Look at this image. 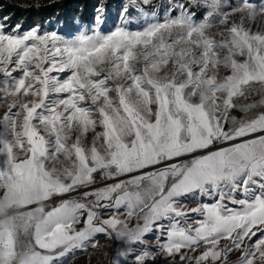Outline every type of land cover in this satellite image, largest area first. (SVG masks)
Wrapping results in <instances>:
<instances>
[{
	"label": "snow or ice",
	"instance_id": "obj_1",
	"mask_svg": "<svg viewBox=\"0 0 264 264\" xmlns=\"http://www.w3.org/2000/svg\"><path fill=\"white\" fill-rule=\"evenodd\" d=\"M105 13L0 14V264H264V0Z\"/></svg>",
	"mask_w": 264,
	"mask_h": 264
},
{
	"label": "trees",
	"instance_id": "obj_2",
	"mask_svg": "<svg viewBox=\"0 0 264 264\" xmlns=\"http://www.w3.org/2000/svg\"><path fill=\"white\" fill-rule=\"evenodd\" d=\"M109 0H0V14H12L14 21L22 25L43 24L45 27L53 23L66 22L73 15H81L89 10V6L102 5L109 8L113 3ZM22 4L25 7L14 5ZM85 12V13H84ZM84 13V14H83Z\"/></svg>",
	"mask_w": 264,
	"mask_h": 264
},
{
	"label": "rangeland",
	"instance_id": "obj_3",
	"mask_svg": "<svg viewBox=\"0 0 264 264\" xmlns=\"http://www.w3.org/2000/svg\"><path fill=\"white\" fill-rule=\"evenodd\" d=\"M108 2L113 4L109 8L104 7L106 9L104 19L106 20L107 25L111 27L113 24L119 22L118 13L120 11V5L123 2V0H109ZM95 15H96V7L94 4H92L89 6V10L84 14L83 17H81V15H73L67 22L63 20L61 23H53L52 25H48L46 27L51 29V28H58L61 26H65L68 22H71L74 18L80 24L87 26L93 20ZM107 246L105 249H101L100 251L94 249L92 254L90 255L88 254V251L81 253L80 264H108V258L103 255L104 251H108L109 253L111 251V249L107 248ZM111 247H113V244H111ZM233 259H235V257H233Z\"/></svg>",
	"mask_w": 264,
	"mask_h": 264
},
{
	"label": "crops",
	"instance_id": "obj_4",
	"mask_svg": "<svg viewBox=\"0 0 264 264\" xmlns=\"http://www.w3.org/2000/svg\"><path fill=\"white\" fill-rule=\"evenodd\" d=\"M98 239H99V242H100L101 245H105V246L108 245L109 247L107 246V248H109V249L112 248V247H111L112 242L109 241V240H107L104 236L101 235V236L98 237ZM106 244H107V245H106ZM93 250H94V249L89 248V249H88V254H89V255L92 254ZM80 262H81V253L78 252V253L76 254L75 258L72 259V260L70 261V264H80Z\"/></svg>",
	"mask_w": 264,
	"mask_h": 264
},
{
	"label": "flooded vegetation",
	"instance_id": "obj_5",
	"mask_svg": "<svg viewBox=\"0 0 264 264\" xmlns=\"http://www.w3.org/2000/svg\"><path fill=\"white\" fill-rule=\"evenodd\" d=\"M233 115H236L238 118H239V116L241 115L240 113H238V112H233Z\"/></svg>",
	"mask_w": 264,
	"mask_h": 264
}]
</instances>
